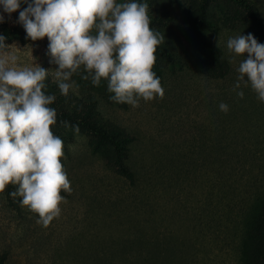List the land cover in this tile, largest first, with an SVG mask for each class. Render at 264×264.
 <instances>
[{
	"label": "rangeland",
	"instance_id": "rangeland-1",
	"mask_svg": "<svg viewBox=\"0 0 264 264\" xmlns=\"http://www.w3.org/2000/svg\"><path fill=\"white\" fill-rule=\"evenodd\" d=\"M138 2L165 37L153 67L165 96L137 108L113 102L107 82L94 86L83 68L72 77L78 90L62 95L48 38L30 40L19 11L9 17L0 6V35L16 46L9 51L18 64L49 71L44 91L56 97L52 131L64 143L72 187L47 227L11 196L14 186L0 193V264H153L159 251L183 264H243L244 214L264 191V103L250 87L243 99L233 91L239 61L230 62L226 41L251 33L264 44L255 34L264 31V0ZM221 152L254 159L232 155L220 168ZM130 166L136 187L121 172ZM218 182L227 189L219 196Z\"/></svg>",
	"mask_w": 264,
	"mask_h": 264
},
{
	"label": "clouds",
	"instance_id": "clouds-1",
	"mask_svg": "<svg viewBox=\"0 0 264 264\" xmlns=\"http://www.w3.org/2000/svg\"><path fill=\"white\" fill-rule=\"evenodd\" d=\"M21 4L27 5L23 10ZM3 11H19L21 24L32 41L48 38V54L58 65L53 71L60 93L67 97L79 85L72 79L83 68L94 86L107 82L110 99L133 108L140 101L164 99L165 90L153 71L156 50L165 37L150 27L147 3L138 0H0ZM0 15V23H4ZM0 35V193L16 188L12 197L38 214L47 227L62 214L72 187L61 159L64 143L52 127L57 112L50 107L56 97L45 93L49 71L34 64L23 67ZM219 47V39L217 41ZM230 62L238 63L233 91L243 99L251 88L264 103V44L253 34L229 36ZM239 90V91H237ZM219 108L227 113L229 107ZM64 127L70 126L63 122ZM79 135V127L73 128Z\"/></svg>",
	"mask_w": 264,
	"mask_h": 264
},
{
	"label": "trees",
	"instance_id": "trees-1",
	"mask_svg": "<svg viewBox=\"0 0 264 264\" xmlns=\"http://www.w3.org/2000/svg\"><path fill=\"white\" fill-rule=\"evenodd\" d=\"M14 31V30H13ZM15 34V33H14ZM255 34L262 36L264 35V31L256 32ZM18 37H22L19 31L16 32ZM227 72H218L219 78H225ZM233 153H227L223 155V153H216L214 163H218L221 168L224 164H226L229 159L228 157L232 156ZM241 156L243 159L240 161H248L250 159H254L253 156L249 153H241L233 155L235 159L234 162H237ZM251 156V157H247ZM122 175L126 177V179L130 182L132 186L138 185L137 174L128 167L121 170ZM221 181V180H220ZM218 196L223 194L226 191V185H223L222 182H218ZM14 198V197H13ZM17 200L20 197H15ZM243 229L244 234L242 235V249H241V259L243 264H264V191L259 193L256 196L254 202L246 209L243 220ZM260 246V247H259ZM156 260L153 261V264H183L182 261H179L175 258L176 254L173 251L166 252H158L156 253ZM139 264H143L140 262ZM152 264V263H147Z\"/></svg>",
	"mask_w": 264,
	"mask_h": 264
}]
</instances>
